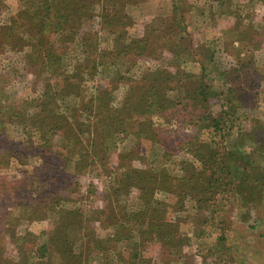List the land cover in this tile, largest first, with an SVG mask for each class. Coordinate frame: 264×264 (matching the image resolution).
Segmentation results:
<instances>
[{"label": "rangeland", "instance_id": "1", "mask_svg": "<svg viewBox=\"0 0 264 264\" xmlns=\"http://www.w3.org/2000/svg\"><path fill=\"white\" fill-rule=\"evenodd\" d=\"M71 2L74 8L67 31L58 37L43 34L31 19V24H22L18 13L26 8V0H0V264L35 261L63 206L83 213L87 231L67 234L74 241L80 238L75 249L83 254V264H95L102 252L83 234L112 246L119 239L115 226L124 221L120 206L127 213L137 208L138 186L127 190L128 195L124 191L119 197L113 194L117 186L112 184L111 171L123 162L121 155L128 154L125 165L166 175L174 185L184 174L183 161L200 165L187 142L207 143L214 153L209 159L215 163L236 141L241 122L247 125L257 118L264 124V0ZM52 40L63 64L54 74L36 57L44 55ZM105 60L110 64L101 65ZM243 68L250 74H244L241 82ZM68 75L87 96L97 87L107 88L108 107L128 121L125 134L116 133V128L112 131L114 138L117 134L116 143L110 145L102 166L93 162L82 172H73L60 159L74 155L79 161L75 150L73 155L67 152L55 158L65 167L64 173L71 175L74 189L60 199L50 194L54 182L49 180L43 154L59 155L57 138L48 151L42 152L41 145L36 151V146L30 149L26 146L30 130L18 125V119L36 112L37 103L45 101L46 86L54 87ZM199 81L211 93L202 103L193 98ZM144 92L147 121L141 125L143 107L139 108L136 95ZM153 100L162 106L171 101L173 107L154 113L149 105ZM228 101L236 107L234 114L229 113ZM71 102L79 103V99L69 96L53 106L62 108ZM76 116H70L72 122ZM78 121L83 126L90 123L81 116ZM149 123L157 137L151 130L141 132ZM214 123H218L217 130ZM215 169L216 178L207 194L209 208H196L198 203L190 196L179 208L169 191L157 189L152 194L149 213L167 214L182 242L167 246L146 242L143 249L149 264H264V198L242 221L241 189L230 184L235 180L224 170ZM40 191L48 198L38 196Z\"/></svg>", "mask_w": 264, "mask_h": 264}, {"label": "trees", "instance_id": "2", "mask_svg": "<svg viewBox=\"0 0 264 264\" xmlns=\"http://www.w3.org/2000/svg\"><path fill=\"white\" fill-rule=\"evenodd\" d=\"M73 8L71 0H26V8L18 14L23 20L22 24L26 25L27 21L31 19L35 28L40 29L43 34L48 32L51 36L62 37L65 36L67 31L69 13ZM28 23L31 24L30 21ZM46 43L45 41V45ZM50 44V48L45 51L42 57L37 55L36 57L37 61L42 59L43 68L54 74L56 70L58 72L61 70L60 68H62L63 64L62 57L56 52L54 41L52 40ZM106 64L109 65L110 63L106 62V60L101 63L103 66ZM95 66L96 63L93 67L95 68ZM243 70L246 71L241 74V82L244 81V74H250L247 69L243 68ZM61 72L65 73L64 70ZM70 80L71 75H68L64 76L63 82H55L54 87L46 86L42 93V98L45 101L37 103V111L25 113L23 117L18 119V125H25L30 130V133L26 136V146L30 149L36 146V151L41 145L42 152L48 151L53 147L54 139L57 138V143L59 142L60 145L59 155L51 157L46 153L43 154L44 163L49 170V180L54 182L52 184L53 187L50 189V191L53 189L54 191L50 194L54 198L59 197L60 199L61 195L70 191V188L72 193L74 192L70 182L71 175L64 173V166L69 169L73 168V172L77 173L82 172L84 167L89 166L93 162L102 166L103 160H107L106 153L107 150H110V145L113 142L116 143L117 134L114 138L112 131L116 128V133L125 134L128 121V117L122 116L120 111L113 107H108L106 98H108L109 92L107 88L97 87L91 96H87L85 95V89L81 88L80 84L76 81L70 82ZM200 82L193 95L195 102L198 103L205 102L208 100V96H211V93L206 87H202ZM228 90L232 91L233 88L229 87ZM69 96L78 98L79 103L74 104V102H71L62 105V108L60 105L53 106L57 100H61L64 103V100ZM143 96L145 99L142 100ZM136 97L140 98L139 108L143 107L141 109L142 119L139 121V124L143 125L147 121V111L143 104L146 103L148 97L145 96V92L144 94L136 95ZM228 103L229 105L231 104L230 101ZM149 105L153 108L154 113H159L161 108L169 109L173 107L171 101L162 106L160 102L156 104V101L153 100ZM228 110L230 114H234L236 107L230 105ZM148 112L149 114L151 113L149 108ZM75 114L77 116L72 122L70 116H75ZM79 116L90 120V123L83 126L78 121ZM207 117L210 118V115L208 114ZM137 118H139L138 114ZM74 123H77V125ZM213 127L217 130L218 123H214ZM73 128H79V132H74ZM142 128L141 132L151 130L154 132V136L157 137L156 129L150 123ZM237 129L236 136L234 135L233 138L236 141L225 154L218 159L216 158L215 163L209 159L214 153L209 150L207 143L199 146V144L193 143L190 145L187 142L189 151L198 158L200 165L193 167V163L190 164L189 162L187 164L186 161H183L184 174L178 180V183L174 185L166 175L150 172L152 170L146 168L145 170H137L125 165L124 161L128 158L127 153L120 156L123 162L117 166L116 170L113 169L114 171H111L108 168H103L107 171L106 173L111 171L114 174L111 175L114 180L112 184L117 186L113 193L115 197H119L122 191L128 195L129 191L127 190L133 186H138L139 195L137 197L138 202L135 204L137 208L134 211L127 213L126 207L120 206L122 213H124L122 217L124 221L120 225L115 226L119 239L113 242L114 245L110 246L109 242L105 244L102 239H94L92 235L83 234L91 244L97 245L95 250L102 252L100 254L101 257L95 259L97 260L95 264H149V259L144 252L145 249H143V245L146 242H158L165 246L181 243L182 237L178 236L172 226L174 224L166 219L167 214L149 213L151 196L157 189L164 190L166 193L169 191L176 198L175 204L179 208H181L183 199L187 196H190L189 198L194 199L198 203L196 208H209L211 205L207 204V202L211 201V197L207 196V194L211 189V182L215 181L216 178L215 167L218 170H224L225 174L231 176L236 182L230 181V184H237L236 187L241 189V213L245 215L241 216V220L246 221L250 210L263 204L264 124L255 118L250 119L247 125L241 122ZM140 137L147 140L145 136ZM207 148L208 154H206ZM74 150L80 158L79 161L74 159ZM27 152L28 150H25L26 154ZM67 152L68 155H73V159L72 157L60 159L62 165H64L62 166L60 165V160L56 161V159L57 157L60 158V156H66ZM52 159L55 163L49 164ZM51 170H54L53 175H51ZM67 184L68 186H65ZM56 188L57 190L55 191ZM43 195L47 198L49 196L45 191H40L38 194V196ZM158 202L161 207L165 206L166 208L165 203ZM82 214L81 211L79 213L63 206L60 209V213L57 214L58 217L54 221V226L48 235L47 242L41 245V254L39 253L31 264H83V254L75 249V245L80 241V238L74 241L67 234L69 230L78 234H81V231H87V226L84 223L85 217ZM253 227L254 225H247V228ZM136 237H143V239L136 240ZM116 248L118 249L116 250ZM88 256H90V253Z\"/></svg>", "mask_w": 264, "mask_h": 264}]
</instances>
